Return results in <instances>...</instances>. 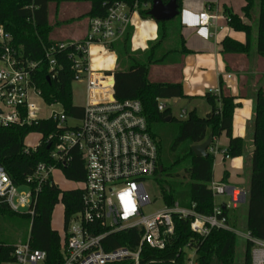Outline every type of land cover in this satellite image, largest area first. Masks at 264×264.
<instances>
[{"label": "trees", "instance_id": "obj_1", "mask_svg": "<svg viewBox=\"0 0 264 264\" xmlns=\"http://www.w3.org/2000/svg\"><path fill=\"white\" fill-rule=\"evenodd\" d=\"M139 3V14L143 19H150L144 4L151 5V0H0V26L13 37L14 45L20 48L24 56L32 61L44 59L45 47L51 43L65 42L50 39L54 28L49 25L51 5L65 2H83L90 4L88 15L104 17L107 8L115 2H124L130 7ZM167 3L169 0H162ZM181 1H178L179 11ZM244 5L240 14L228 11V25L235 32L246 35L245 44L231 38H225L220 44L224 55L249 56L253 51L264 60V0H242ZM257 7V31L254 42V11ZM158 37L150 42L144 51H132L131 41L133 28L130 26L124 37L112 45L111 51L117 55V68L113 75L115 97L119 101L139 100L143 107V116L148 125V132L158 147V171L156 176L179 178L183 171L188 179L186 189L179 185L161 187L166 206L191 207L205 216L213 215L216 206L211 190L214 181V156L197 157L192 146L203 143L211 135L212 146L223 134L228 138L227 154L230 158L241 157L244 154V140L232 136L233 116L238 98L227 90L222 79L218 93L209 91L205 95L210 112L205 117L197 115L193 110L185 120H176L169 107L163 112L158 110L159 101L184 98L181 82H154L150 79L153 67L165 66L170 59H179L182 65L183 57L190 52L185 47L181 34L182 26L179 18L170 22L157 23ZM255 43V44H254ZM57 62L63 65L56 79H51L47 62H43L36 73L35 83L41 89L44 100L48 104L59 103L69 118L80 119L83 108L73 104L72 84L75 81L72 65L66 56H57ZM253 116L247 132L252 139L255 151L250 153L246 171L249 172L246 209V231L252 236L264 239V89L259 88L253 96ZM169 118V122L166 119ZM164 124L169 132L158 139L152 132V127ZM50 123H41L32 127H10L0 129V165L17 187L23 186L27 179L34 175L40 163L51 164L49 145L43 143L36 151L25 153V139L30 134L41 133L47 138L52 131ZM158 140V141H157ZM70 164L62 170L67 181L82 183L86 179L85 164L82 155L71 150ZM228 179V173L223 175L222 183ZM34 187V184L32 185ZM62 204L64 208V226L71 217L82 209V191H62L50 177L42 186L35 205L34 217L26 213L16 214L8 207L0 205V217L3 215L20 217L29 221V240L34 249L47 253L45 264H62L61 238L52 228V216L55 207ZM223 216L228 224L234 222L228 209L222 207ZM175 234L162 251L144 247L141 264H186L189 251L196 252L197 264H235L237 235L226 230H213L206 239L194 234L188 220L174 219ZM231 226V225H230ZM140 239L138 230H129L110 236L105 242V249L118 247L135 249ZM108 243V244H107ZM0 244L6 245L0 241ZM8 250L14 245H6ZM251 245L245 243L243 264H252ZM126 264V263H125ZM128 264V263H127Z\"/></svg>", "mask_w": 264, "mask_h": 264}, {"label": "built area", "instance_id": "obj_2", "mask_svg": "<svg viewBox=\"0 0 264 264\" xmlns=\"http://www.w3.org/2000/svg\"><path fill=\"white\" fill-rule=\"evenodd\" d=\"M142 8L148 10L150 5L144 4ZM137 13L138 1L133 7L124 2L112 3L104 17L90 19L83 41L51 43L45 47L44 59L39 61L26 58L14 45L12 35L0 26V129L41 123L52 126L47 138L35 133L40 136L39 141L34 146L25 144V153L36 151L43 143L52 148L51 164L40 163L23 185L29 188L28 194L18 193L20 187L0 165V205L16 214L26 213L33 219L41 186L53 178L55 171L62 172L69 166L71 150L76 149L84 160L86 179L78 183L83 185V189H79L82 209L64 226L65 237L60 236L62 264H141L144 247L158 251L166 248L175 234V218L188 220L191 231L202 239L213 230L237 235L223 216L222 207L230 211L245 204L247 190L214 181L211 183L214 199L228 196L230 201L216 204L211 216L199 214L194 204L183 208L178 203L149 216L143 215L142 209L152 204L145 185L158 171V147L148 132L141 102L117 100L111 81L114 76L94 70L92 58L94 46L107 51L121 40ZM216 19L217 16L203 12L198 17V27L204 29ZM63 55L72 65L74 82L85 84V104L80 119L69 118L59 103L48 104L35 83L37 70L44 61L48 63L51 79H56L63 70L57 56ZM166 107L165 100L159 101L160 112ZM179 117L185 120L187 111H181ZM68 121L78 124L69 127ZM208 153L214 156V163L217 156L223 161L230 159L226 150L216 146H211ZM129 230L140 232L135 249L123 246L105 249L110 236ZM240 236L252 247V264H264V239L247 231ZM11 249L0 244V264H45L47 260V253L34 249L30 240ZM186 264H197L195 251H189Z\"/></svg>", "mask_w": 264, "mask_h": 264}, {"label": "crops", "instance_id": "obj_3", "mask_svg": "<svg viewBox=\"0 0 264 264\" xmlns=\"http://www.w3.org/2000/svg\"><path fill=\"white\" fill-rule=\"evenodd\" d=\"M243 5L242 0H182L178 18L182 26L181 34L184 38L185 47L190 53L183 57L182 65H176L178 66V72L174 73V79L172 81H166L182 83L184 98L171 99L174 101V105H182L181 111L185 110L188 114L195 110L197 115L200 116L199 108L204 110L205 115L210 112V107L204 98L206 93L218 90L220 79H222L227 90L234 97L238 98L236 104L239 107L234 111L232 136L242 139L244 135L237 133L235 129L236 127L239 129L244 125L238 119L247 120V124L252 120V98L259 88L264 89V60L255 51L249 56L224 55L221 52L220 44L225 38H231L234 41L245 44L246 35L242 32L232 30L227 21L228 11H232L234 14H240ZM203 12H207L211 16H217V19L211 21L206 28L200 29L198 27V17ZM134 16H136V19ZM133 20L135 21V26L131 24L133 28L131 41L132 51H144L148 48L149 43L154 42L158 37L157 22L151 18L142 19L138 13L133 15L132 23ZM102 53L115 57L116 70L117 57L111 49L106 51L99 46L92 48V58ZM93 68L94 70H101L96 63L95 65L93 64ZM164 68L159 67V70ZM154 69L151 72H154ZM156 69L158 70V67ZM111 81L113 82V78ZM167 101L165 100L166 106L172 109L167 104ZM236 115L237 120L235 124ZM246 135L250 140V144L248 145L250 156L253 142L247 131ZM219 140L215 141L216 147L221 150H227L229 145L228 138L226 137L225 139L227 141L226 145H224L225 147L219 145ZM220 158L221 163L223 160L222 157ZM239 160L241 159L238 158V160H235L236 162L233 161L230 164V168L227 165L225 166L223 175L227 172L228 179L223 184L248 190L249 179L247 183L242 178V175L247 172L246 170L245 172L244 170L242 171V165L237 162ZM225 163L223 161V166ZM223 175L219 179H216L214 175V182L222 183ZM222 204H225V202ZM240 207L244 206L241 205Z\"/></svg>", "mask_w": 264, "mask_h": 264}, {"label": "rangeland", "instance_id": "obj_4", "mask_svg": "<svg viewBox=\"0 0 264 264\" xmlns=\"http://www.w3.org/2000/svg\"><path fill=\"white\" fill-rule=\"evenodd\" d=\"M51 15L49 18V25L54 28L53 37L50 36V39L55 41H63L65 42H75V41H83L87 37L88 24L90 21V16L88 12L90 10L89 3L83 2H65L57 5L53 3L51 5ZM257 7L254 11V21H253V31H254V42H255V33L257 31ZM141 17V16H140ZM136 19V16H134ZM142 18V17H141ZM178 18V17H177ZM176 18V19H177ZM143 19V18H142ZM133 26H135V21L133 20ZM255 44V43H254ZM116 54V53H115ZM117 57V55H116ZM178 62L179 59L171 60L165 66H156L150 74V79L156 82H166L172 81L174 73L178 72ZM99 66L101 71L104 73H110L115 70L116 63L115 57L107 54H99L95 58H93V64ZM169 68H164L168 67ZM159 67H163L164 69L159 70ZM175 67V68H174ZM72 92H73V104L75 106L82 107L85 104V84L83 82H74L72 84ZM167 104L172 108L171 113L176 120H181L179 115L181 113L182 105H174L173 100H168ZM241 110V109H240ZM239 112V111H238ZM200 117H205L204 110L199 108ZM237 120V115L235 119V124ZM242 121L244 125H242L239 129L236 127V132L244 135V154L241 157L230 158L226 160L224 166L223 161L220 163L221 156H217L215 158L214 163V175L216 179L221 178L223 175L225 166L230 168V164L236 159L240 158L241 160L237 161L242 165V171L246 170L247 162L249 161V152L248 145L250 144L249 138H247L246 131L248 128L247 120L238 119ZM78 123L74 121H68L67 125L69 127H74ZM169 132L167 127H164V124H157L152 127V132L160 139L165 132ZM40 139L38 134H30L26 140L25 144L29 146H34ZM219 145H226L227 141L226 136L222 135L219 138ZM158 141V140H157ZM247 143V145H246ZM225 147V146H224ZM236 162V161H235ZM242 175L244 181L248 183L249 172ZM54 183L59 186L62 191H70V190H78L83 189L82 184L69 182L64 177L63 173L59 170L53 173ZM171 185H179V187L183 190L186 189V185L188 183V179L183 171L179 172V178H165L162 176H155L147 180L145 188L147 194L152 202L151 205L145 206L142 209L144 216H149L153 213H156L160 210H163L166 206L163 193L161 187L163 185L167 186V184ZM29 192V188L26 186H22L19 188L18 193L26 195ZM230 199L228 196H217L215 198V203L217 205L222 204L223 202L229 203ZM231 216H234V222L231 221L230 225L237 233V244H236V258L235 264H243L244 253H245V243L246 241L240 236L241 234H246V209L245 207H240L236 210H230ZM23 213L24 210H21ZM52 228L59 233V235L64 238L65 237V227H64V208L62 204H58L53 212L52 216ZM30 236V226L29 221L20 217L19 215L10 216L3 215L0 217V241L4 242L6 245H21L28 242Z\"/></svg>", "mask_w": 264, "mask_h": 264}, {"label": "water", "instance_id": "obj_5", "mask_svg": "<svg viewBox=\"0 0 264 264\" xmlns=\"http://www.w3.org/2000/svg\"><path fill=\"white\" fill-rule=\"evenodd\" d=\"M179 0H169L164 3L162 0H151L150 9L148 16L157 23L170 22L180 15ZM169 122V118L166 119ZM213 138L211 135L208 136L207 140L201 144L192 146L191 150L197 157H207L208 149L212 146ZM255 151V147L251 149V152Z\"/></svg>", "mask_w": 264, "mask_h": 264}]
</instances>
